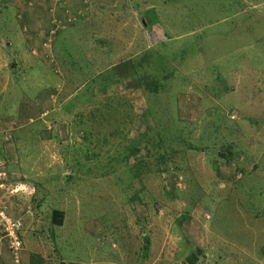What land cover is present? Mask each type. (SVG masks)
<instances>
[{
  "label": "rangeland",
  "instance_id": "rangeland-1",
  "mask_svg": "<svg viewBox=\"0 0 264 264\" xmlns=\"http://www.w3.org/2000/svg\"><path fill=\"white\" fill-rule=\"evenodd\" d=\"M98 1L100 24L89 13L49 48L43 28L28 42L33 31L0 6V182L33 196L20 201L21 264H188L194 253L193 264H264V0ZM148 8L158 26L144 31L136 11ZM144 47V69L150 59L169 77L157 92L128 63ZM111 71L117 82L98 86ZM137 142L144 165L130 172L124 148ZM228 145L229 165L218 158ZM29 178L39 195L22 189ZM0 264H11L1 239Z\"/></svg>",
  "mask_w": 264,
  "mask_h": 264
},
{
  "label": "trees",
  "instance_id": "trees-1",
  "mask_svg": "<svg viewBox=\"0 0 264 264\" xmlns=\"http://www.w3.org/2000/svg\"><path fill=\"white\" fill-rule=\"evenodd\" d=\"M133 9H136V7H133ZM150 9H152V8H148L146 10H143L142 12L136 11V13H140V15H141L139 23L143 27L144 31H147V30L149 31L153 27V25L154 26H158V21H157V18H156V14H154L155 12L151 11ZM105 11H106V9L102 6L100 1L91 0L89 13H90V15L92 14L91 15L92 17H91V20H89V21H93V22L94 21H102L101 18H102V16H103ZM134 12H135V10H134ZM89 13H88V15H89ZM86 21H88V19H86ZM79 24L80 23L78 22V23H76V24H74L72 26H68L65 30H67L69 28H72L73 26L79 25ZM159 27H160V25H159ZM65 30H63V31H65ZM5 46H7V48H9L11 45L5 44ZM146 48L147 47L141 48L140 51H141L142 55L140 57H138V58H135V56H134L137 51L136 52H131V54L128 55V58H129V61H130L128 63L132 67V70H133L135 78H138V81L140 83L145 84L146 86H148L150 88L152 87L153 91L157 92L158 89H159V85H160L161 79H162V81H168L169 77L168 76H161L160 73L156 71L155 64L152 63L150 59L149 60L147 59L148 60L147 63L149 65V69L147 71L144 69L145 61L143 59H144V55L147 54V52H145ZM147 58H149V57H147ZM140 61L142 62V64L139 63ZM72 63H74V62H72ZM76 63H77L76 65L79 67V62H76ZM100 72L101 71H98L97 73H100ZM106 76H109V77H104V78L100 77L99 81L97 82L98 86L107 87L108 85L116 83L117 80H118L117 79V73H115L114 71H111ZM0 117H1V114H0ZM27 130L28 129H24V131H22V130H17L16 132L13 131L14 132L13 134H15L13 136L14 137L13 139L16 140V139L24 138L25 135H26ZM50 131H51V129H50ZM87 132H89V131H87ZM29 133L31 134V138H32V136L34 137V135H37L36 133H33V135H32V129L29 130ZM166 134L170 135L171 133H170V131H168V132L166 131ZM181 138H183V137L180 136V135L179 136L177 135L176 139H177V142L179 143V145H182V144H184L186 142L185 140H183ZM5 141H8V143H9V141H11V138L8 139V140H5ZM140 141H142L141 138H140L139 142ZM139 142L133 144L130 147H127L126 149L124 148V150L126 151V154H125L126 157L124 158V160L128 161L132 157H134L135 160H136V165L130 168V172H131V170H134V172H135V171H137L139 169V167L144 165L142 163V160H138V158H136V157H138V153H139V151H138V143ZM149 142L150 141L148 140L145 144L147 145V148L150 147L151 148L150 150L153 151L154 150L153 149V144H149ZM164 144H166L167 146L163 145L162 143H158V148L160 149L159 151L163 152V154H161V155L159 154L160 152H158L157 156H158L159 162L160 161H164V160L169 162L170 161L169 159L171 158V157H169L168 152H167L168 146L172 144L171 137L170 138L168 137L167 143L164 142ZM224 149L226 150L228 155H226L224 153H219L218 158L229 165L233 161V158H234L235 154L233 152H231L232 151L231 145H228V146L224 147ZM15 152L18 153L19 151L15 149ZM154 152H155V155H156L157 152L155 150L151 154H154ZM146 155H150V154L147 153ZM238 172L241 174V177H245L246 176V174H245V172L243 170L240 169V170H238ZM136 175H139V173L136 174ZM103 176H106V175H103ZM65 179L67 181V180H69L71 178L70 177L63 178V182H66ZM25 182L29 183L30 185H32L33 186L32 188H34L35 191L37 192V194L39 195V191L40 190H39V188L37 186L41 185V182H38L37 180H31L30 178H29L28 181H26V180L23 181V183H25ZM216 187H217L216 185L213 186L214 189H216ZM134 196H135L134 199H139L138 195H134ZM128 197H129V200H130L133 197V194L128 195ZM252 197L255 198L257 196H252ZM201 199L203 201V202H201V204L203 206V209L205 211H209V212H210V210L214 211L216 209V207L220 203V202L215 203L214 200L207 199V197L203 196V194H202ZM255 199H257V198H255ZM257 201H259V200L257 199ZM257 201H253L252 203L253 204L257 203ZM196 203H198V202L196 201L195 204ZM252 203H251V205H252ZM259 203H261V202H259ZM259 203H257V205H260ZM42 206H43V204L38 202L37 207H39L40 210H41ZM219 208H221V207L219 206ZM50 214H51V216H50L51 217V224L54 225V226H57V227L61 226L62 225V220L64 218V213L59 211V210H57V209H55V208H53L51 210ZM147 247H148V241L146 239L145 248H147ZM199 258H200V256L197 255L196 253H194L191 256V258L187 259V263L188 264H193L194 261L199 260ZM36 262H37V264H43L42 259L41 260L38 259V261H36Z\"/></svg>",
  "mask_w": 264,
  "mask_h": 264
},
{
  "label": "crops",
  "instance_id": "crops-1",
  "mask_svg": "<svg viewBox=\"0 0 264 264\" xmlns=\"http://www.w3.org/2000/svg\"><path fill=\"white\" fill-rule=\"evenodd\" d=\"M10 5H11L10 9L13 11L12 12L13 14L12 22L15 24L14 26L20 27V25H22L21 27L23 28V30H25V28H29L31 32L33 31L31 37L25 38V40H27L28 42H31L33 40H37L35 39L37 35L34 34L37 32V30L43 28L44 33L46 34L48 29L50 28V21H51L52 15L48 13V10L54 8L55 9L54 16L63 19L65 18V16L63 14L62 7H65L69 11V13L73 15L77 11L82 9V0H38L36 2L35 7L32 9H29L26 7L23 8L19 4V0H1L0 2L1 8H8V6ZM2 11H5V10H2ZM14 15H15V18H14ZM1 20H4V18H2ZM85 22L86 21L83 20L79 23L80 25H82V23H85ZM96 22L98 24L101 23V22L99 23V21H96ZM0 28H3V26L2 27L0 26ZM6 44L12 45L11 42H7ZM18 184H19L18 186H22V184L20 183ZM0 185L2 186L0 187V205L5 207L7 212L10 215L21 219V216L23 214H21L22 209L20 206V201L26 200V199L31 200L33 199L31 197L33 196L31 195L25 196L24 194H21V193L11 194V193H14V190H15V189L14 190L12 189V186H9V184H3L1 182H0ZM29 188H32V186L27 185L23 189L28 190L27 192L29 193H32ZM32 191L34 193L33 188H32ZM38 212H40L39 207H38ZM22 264H37V262L34 260L32 261L28 259L27 262L25 260H22Z\"/></svg>",
  "mask_w": 264,
  "mask_h": 264
},
{
  "label": "built area",
  "instance_id": "built-area-1",
  "mask_svg": "<svg viewBox=\"0 0 264 264\" xmlns=\"http://www.w3.org/2000/svg\"><path fill=\"white\" fill-rule=\"evenodd\" d=\"M38 0H26V7L32 9ZM91 0H82V9L71 15L69 11L62 7L65 18H58L55 15V9L48 10L52 15L50 21V28L45 34L46 48H49L56 35L65 30L68 26H72L78 22L85 20L89 13ZM0 187H2L0 185ZM23 189V188H22ZM19 189H15L16 193ZM23 231V224L19 218L10 215L6 208L0 205V239L6 243L7 251L11 256V264H21V252L23 251V244L21 240Z\"/></svg>",
  "mask_w": 264,
  "mask_h": 264
},
{
  "label": "water",
  "instance_id": "water-1",
  "mask_svg": "<svg viewBox=\"0 0 264 264\" xmlns=\"http://www.w3.org/2000/svg\"><path fill=\"white\" fill-rule=\"evenodd\" d=\"M198 254H200V252H198Z\"/></svg>",
  "mask_w": 264,
  "mask_h": 264
}]
</instances>
